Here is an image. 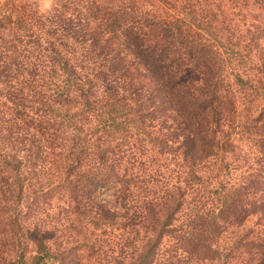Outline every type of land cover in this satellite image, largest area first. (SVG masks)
<instances>
[{"label": "trees", "instance_id": "trees-1", "mask_svg": "<svg viewBox=\"0 0 264 264\" xmlns=\"http://www.w3.org/2000/svg\"><path fill=\"white\" fill-rule=\"evenodd\" d=\"M258 96L264 0L1 4L0 264L61 261L60 204L96 264H202Z\"/></svg>", "mask_w": 264, "mask_h": 264}, {"label": "rangeland", "instance_id": "rangeland-1", "mask_svg": "<svg viewBox=\"0 0 264 264\" xmlns=\"http://www.w3.org/2000/svg\"><path fill=\"white\" fill-rule=\"evenodd\" d=\"M7 1L0 0V5ZM28 1L35 2L40 10H46L51 4V0ZM263 107L264 96H258L253 110L258 115ZM255 125V140L239 144L245 149L251 148L247 158L249 163L235 173L240 187L233 191L230 204L217 215L213 226L216 229L212 238L214 244L204 251L202 264H264V123L256 121ZM115 190V187H110L100 192L97 200L114 205ZM60 207L61 210L56 208L42 214L39 225L44 232L45 243H56L63 252L62 260L54 264H96L89 249L81 246L83 238L88 246L90 226L86 225L82 231L83 237L73 242L71 239L77 235L65 227V209L63 204Z\"/></svg>", "mask_w": 264, "mask_h": 264}]
</instances>
